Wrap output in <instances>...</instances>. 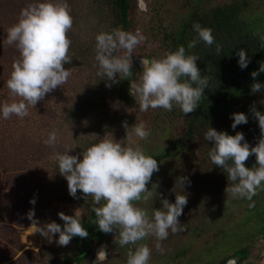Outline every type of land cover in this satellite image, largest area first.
I'll return each instance as SVG.
<instances>
[{"label": "clouds", "instance_id": "clouds-1", "mask_svg": "<svg viewBox=\"0 0 264 264\" xmlns=\"http://www.w3.org/2000/svg\"><path fill=\"white\" fill-rule=\"evenodd\" d=\"M74 24L71 10L66 0H39V2L22 9L17 23L7 30L6 45H15L19 58L13 62L7 88L10 95L20 99L4 102L0 105V114L4 119L13 115L24 118L29 115V108H35L38 102L58 87L65 85L71 76V71L65 67L71 64L69 54L72 44L68 33ZM198 33L187 45L195 48L202 41L207 46L215 43L212 29L202 27L199 23L193 25ZM94 48L96 75L105 80L106 87L128 80L133 76L132 56L137 47L146 37L139 29L135 33L114 29L112 32H100L96 35ZM264 40V37H261ZM122 51L120 55L114 53ZM222 47L216 46V54L220 55ZM236 55L241 69L248 67L250 57L245 49L240 48ZM200 58L196 55H186L183 45L175 51L167 52L162 58H142L143 70L138 81L130 82L129 93L138 105V111L146 113L149 109L172 111L176 106L187 116L198 107L204 99L205 89L209 88L208 75L202 76L197 66ZM264 73V61L259 62V68L251 72L253 83L250 94L260 93L264 84L257 77ZM119 75V80L117 79ZM111 83H108V82ZM137 109H128L129 112ZM252 117L258 123L260 137L255 146L245 139L243 132L229 135L225 131H217L208 127L204 140L213 142L208 153L211 162L227 173V195L233 199H247L254 207L253 197L258 190H264V112L257 110L255 103L250 107ZM231 128L247 124L245 113L231 114ZM128 143L122 144L112 138H105L88 147L82 154L70 155L71 147L63 152H56L58 172L67 181L68 193L77 199L78 190L86 201L92 197V211L95 213V225L104 234L114 233L115 241L121 247L137 245L149 237L156 240L155 248L164 254L162 241L169 237V230L176 234L184 230L178 219L187 205V195H175V202L163 199L162 207L155 209L151 216L137 202H147L154 195L153 190L159 187L152 184L154 173L159 171L157 159L145 154L138 141H146L151 135L144 122L131 126L123 122ZM58 130H52L45 140L49 147H55ZM82 155V159L79 157ZM255 156V165L246 167V162ZM182 185L190 180L187 177H177L176 183ZM229 182H231L229 186ZM35 199L30 200L35 204ZM103 202V203H102ZM99 205V206H96ZM63 227L55 221L39 225L35 219L34 210L27 213V218L36 226V232L46 238L49 243L58 234L55 243L67 246L74 237L87 239L89 232L83 227L81 216L76 211L74 216L58 213ZM152 250L147 244H139L135 250L127 253L126 264H149ZM108 252L102 247L96 254L94 264H104Z\"/></svg>", "mask_w": 264, "mask_h": 264}, {"label": "trees", "instance_id": "trees-1", "mask_svg": "<svg viewBox=\"0 0 264 264\" xmlns=\"http://www.w3.org/2000/svg\"><path fill=\"white\" fill-rule=\"evenodd\" d=\"M37 2L39 0H0V53H8L15 60L19 58L15 45L9 46L4 43L7 30L17 23L22 9ZM131 2L132 0H66L74 24L68 33L72 41L69 52L72 62L65 67L70 71L88 70L87 77L76 95H67L66 103L72 102L67 109V115L69 117L74 115L86 121L80 126L84 134L80 136V139H76V142L74 140L73 147L77 153L72 155L82 154L88 147L98 143L112 126L114 115L106 103L112 90L111 87H106L105 80L96 75L98 68L94 60L95 37L100 32L110 33L114 29L122 31L126 29L130 22ZM254 6L256 5L253 0H228L223 6L201 11L192 10L185 22L181 24V31L176 30L174 36L171 34L172 40L168 43L169 51H175L183 45L186 55H196L200 58L197 66L202 76L208 75L209 80V88L205 89L204 99L202 98L199 102V107L186 116L188 127L186 136L189 138H196V135H200V131L206 132L208 127L225 131L229 135L243 132L251 146H255L260 137L258 123L253 119L250 107L255 103L257 110L264 112V90L250 94V85L253 83L251 72L258 70L259 62L264 61V40L261 39L264 37V15L255 17ZM196 23L212 29L215 38L213 45L207 46L200 41L195 48H187L188 43L198 37V33L193 29ZM217 45L222 47L220 55L216 54ZM240 48L245 49L250 57V63L245 69H241L238 65L239 57L236 52ZM257 81L264 84V73L257 77ZM174 108L180 111L178 107L174 106ZM55 113L52 110L51 117L55 116ZM233 113H245L248 116V123L238 125L233 130L231 128L233 121L230 118ZM181 115L184 114L181 112ZM209 144L211 148L213 142L210 141ZM184 145L181 140V147ZM79 158L82 159V155ZM255 163L253 155L246 162V167H252ZM0 164H3L2 160ZM217 168L227 175L223 169ZM10 173L14 184L19 186L25 181L26 185H29L30 181L23 179L18 170H11ZM59 178L62 184L55 188L52 197L78 205L84 214L81 218L82 225L89 232V236L87 239L74 237L70 242L71 252L74 254H65L60 261L55 254L50 258L49 264H80L79 261L91 250L94 240L98 239L101 233L94 223L96 217L92 211L94 206L92 197L89 196L85 201L83 194L78 190L79 198L74 199L68 193L66 179L61 175ZM32 197L36 201L35 204H31L28 200L19 211L20 220L23 223L29 221L27 213L30 210H34L35 216L43 215L47 205L43 198ZM247 201V199H232V206H238L241 209L235 217L239 218L241 214L243 217L241 225L243 235L239 238L242 242L234 250L214 254L208 250H194L190 253L185 248L181 251V264H221L237 252L242 254L241 261L257 251L254 242L264 238V190L253 197L254 207H249L252 202ZM55 222L63 227L64 222L60 218H57ZM85 249L86 253H84ZM246 264H251V261L248 260Z\"/></svg>", "mask_w": 264, "mask_h": 264}, {"label": "rangeland", "instance_id": "rangeland-1", "mask_svg": "<svg viewBox=\"0 0 264 264\" xmlns=\"http://www.w3.org/2000/svg\"><path fill=\"white\" fill-rule=\"evenodd\" d=\"M144 1L145 8H152V11L148 16L144 17L135 11L136 27L139 29L143 28V25L151 20L149 16L156 12V7L159 8V16L163 14L169 20L175 14V9L179 4L178 0H166V2L164 0ZM160 5L162 6L159 7ZM150 44L151 42H148L147 46ZM120 54H122V51L115 53V55ZM14 61L15 59L10 54L0 53V105L4 102L11 103L20 99L10 95L6 83L13 70ZM71 73L65 85L47 94L45 99L38 102L35 108L30 107L28 116L20 118L13 115L10 119H4L2 114H0V160L3 161V164H0V264H49L50 258L54 257L55 254L60 261L63 255L71 252L70 243L66 247L58 246L55 243V240L58 239V234L53 238V242L49 243L46 238L36 232V226L32 225L30 220L27 223H23L19 216L22 205L26 201L34 199L32 196L43 198L45 203H47L43 215L34 217L38 220L40 226L55 221L59 218L58 213L60 212L74 216L77 211L81 218L84 215L76 203L64 202L52 197L55 188L62 184L59 178L60 174L55 154L56 152H63L66 147L72 148L69 152L70 155L77 153L74 150L73 143L74 140L76 142V139H80V136L84 134L80 126L86 122L74 115L71 117L67 115V109L72 105V102L67 104L66 101L68 100L67 95H76V92L82 86L81 84L84 83L85 77H87L88 70L74 69L71 70ZM117 79L119 80L118 74ZM121 83L112 84L110 88L112 92L106 103L114 117L110 130L104 133L100 140L110 139L113 136L115 141H121L122 144L126 145L128 141L123 122L127 121L129 126L144 122L148 128L153 109H149L146 113L139 112L134 98L130 95L127 87ZM133 108L137 110L128 111V109ZM52 110L56 112V115L51 117L52 114L50 113ZM124 115H126V118ZM176 124L173 123L177 127ZM156 127L153 126L155 131V134L152 135L153 137H148L146 141H138L144 151L156 152L158 151L156 148H160L159 145H162L161 142H166L164 132ZM174 128L172 127L171 129L176 132L177 128ZM54 129L58 130V138L55 147H49L45 144V140ZM196 155L195 153L186 154L181 156V158H177V161L170 158L168 163H165L164 160L161 161L158 171L160 174L156 177V181L152 182L159 184L156 189L158 196H166V188L173 189L180 186L178 182L176 183L177 177H187L188 180H192V175H197L199 167L198 162H196ZM172 168L173 170H171ZM11 170H18L23 179L26 178V180L30 181L29 185L27 186L25 181L19 186L14 184L11 178ZM162 173H164L163 176H161ZM148 189L151 190L152 188ZM195 190L196 187H193L192 183L190 185L186 183L183 187L181 185V194L187 195L188 199V203L183 208V214L181 215V225L187 230L192 227L197 230L194 231L192 229L193 232L189 233L194 235L192 238L189 237L188 233L181 237V250H185L187 244L190 245V247L186 248L190 253L201 242L203 243V239L206 236H213L214 228L219 230V226L222 225L225 218L221 217V210L211 216L208 214L211 210H215V202L220 204L221 198L227 196L225 190H220L219 188V191L213 192L210 199L209 195L205 199H201L197 197ZM261 192L262 190H258V194ZM206 199L208 201H205ZM214 200V205L212 204L211 207L210 203ZM218 207H216L217 210ZM238 210H240V207ZM242 218L241 214L239 218L238 216L234 217L231 225L227 222L228 234L217 238L221 245L217 246L216 250H234L242 242L239 239L243 235L241 231ZM169 234L173 236L170 230ZM173 246L171 245L170 248H173ZM254 247L257 251L245 259L247 261L250 260L251 264L257 263L260 252L264 247V238L257 239L254 242ZM89 259L90 256L86 258V264L89 263ZM111 260L110 264L113 263L114 259L111 258Z\"/></svg>", "mask_w": 264, "mask_h": 264}, {"label": "flooded vegetation", "instance_id": "flooded-vegetation-1", "mask_svg": "<svg viewBox=\"0 0 264 264\" xmlns=\"http://www.w3.org/2000/svg\"><path fill=\"white\" fill-rule=\"evenodd\" d=\"M177 1V0H174ZM179 4L177 5V8L175 9V14L167 20L163 14L159 16V8L156 7V12L150 15L149 17L151 20L147 22V24L143 25V28L139 29L136 27V17L135 14L137 11L140 16H148L150 12L152 11V8H145L144 0H132L131 2V11H130V22L126 29L123 31L125 32H132L135 33L137 29L140 30V32L146 37V40L140 44L134 55L132 56V72L133 76L130 78H127L128 80H120L125 87L129 90L130 82L132 80L139 79V76L141 75V72L143 70V66L141 64L142 58L146 59H152V58H162L167 52H169V46L168 43L172 40L170 39L171 36L175 35L176 30L178 32L181 31V24L185 22L186 17L189 15L190 11H201L202 9H210L214 8L216 6H223L225 2H228V0H178ZM166 2V0H164ZM254 2V15L255 17H261L264 15V0H253ZM258 4V5H257ZM160 5L159 7H161ZM154 9V7H153ZM251 17H252V13ZM253 15V17H254ZM172 34V35H171ZM175 40V38H173ZM148 42H151L149 46ZM142 49V50H139ZM151 122L149 124L148 129L151 132V137L153 134H155V131L153 130V126H157L156 128L159 130L161 129L164 132V135L166 137V142H161L162 145H159L160 148H156L158 151L151 152L149 150H145V154L152 156L153 158L157 159L158 164L161 163L162 160H164L165 163H168L170 158L177 161V158H181V156H185L186 154H192L195 153L197 156L196 162H198L199 171L197 172V175H192V180L190 182L192 183V186L196 187V194L198 198L205 199L206 196L209 195L210 197L213 195V192L216 193V191H219L225 188L228 185L227 175L223 172H221L217 166H215L208 155L210 151L209 142L204 140V131H200V135H196V138H189L186 136L187 134V119L186 116L181 115V112L178 111V109H175L173 107L172 111H165L163 109H155L151 111ZM126 118V115H124ZM130 116V115H129ZM181 121V123H180ZM173 123H177V127L173 125ZM179 123V126H178ZM152 125V127H151ZM172 127L177 128L176 132H173L175 130L171 129ZM174 128V129H175ZM200 128V127H198ZM186 136V137H183ZM200 136V137H198ZM153 137V136H152ZM185 138V139H184ZM181 140H183L184 146L181 147ZM173 160V161H174ZM165 165V164H164ZM163 165V166H164ZM173 170V168L171 169ZM177 170V169H176ZM160 173L156 172L152 176L151 182L148 184V188H152V182L156 181V177ZM164 173L161 174L163 176ZM196 174V173H195ZM163 179V178H162ZM231 182H229L230 186ZM166 196H158L155 194L151 199H149L147 202H137V206L144 208L147 210L149 215L151 216L152 212L155 209H159L162 207V200L167 199L170 203L175 202V195L176 193L181 194V185L177 188L168 189L166 188ZM160 191V190H159ZM163 194V193H162ZM161 195V194H160ZM232 197L230 195H227L226 197H222L220 204H217V202L212 201L210 203L211 207L212 204L214 205L215 202V210H211V212L208 214L211 216L212 214H217L221 210V217H225L223 220L222 225L219 226V230L217 228H214V234L210 237H205L203 239V243L201 242L198 247L195 248V251H210L214 252L216 254L217 252H227L224 249L221 251L218 249L216 250L217 246H220L221 244L219 241H217L218 237L225 236L228 234L227 231V222L231 225L235 214L239 213L241 211L238 210V206L233 207L232 206ZM205 201H208L207 199ZM144 203V204H142ZM207 204V203H206ZM208 206V205H207ZM218 207V210L216 207ZM181 223V216L178 218ZM197 231L195 230V227H192L190 230L184 229L183 233H176L170 235L169 237L162 241V247L164 248V254H160L156 248L155 243L156 240L154 237H149L145 240H142L138 242L137 245H127L124 247H121L118 243L115 241L118 239V234L116 238L114 239V233L104 234L100 232V236L98 239L94 240V244L91 247V250L83 256V258L79 261L80 264H86V258L90 256L89 263L88 264H94L95 256L97 254V250L99 251L102 247L108 252V259L104 262V264H110L112 260L114 259L112 264H126L127 260V253L129 250H135L139 244H147L149 248L152 250L151 259L149 261V264H181V237L184 236L186 233H190ZM222 231H225L222 233ZM194 235H190L189 237L192 238ZM178 241L177 243H175ZM171 245H174L173 248H170ZM190 245L185 246V248H188ZM229 251V250H228ZM231 251V250H230ZM86 249L84 253H86ZM240 254V256L237 258L234 264H242L245 259H241V252H237ZM237 253L230 255L228 258L236 255ZM70 255H73L74 252L68 253ZM227 258V259H228ZM226 259V260H227ZM225 260V261H226ZM224 261V262H225ZM223 262V263H224ZM247 260L243 264H246ZM222 264V263H221Z\"/></svg>", "mask_w": 264, "mask_h": 264}, {"label": "water", "instance_id": "water-1", "mask_svg": "<svg viewBox=\"0 0 264 264\" xmlns=\"http://www.w3.org/2000/svg\"><path fill=\"white\" fill-rule=\"evenodd\" d=\"M98 252V250H97ZM240 256L239 253H237L236 255L228 258L224 263L222 264H234L235 261L237 260V258ZM94 260L96 261V256L94 258ZM256 264H264V247L262 248L260 255L258 257L257 263Z\"/></svg>", "mask_w": 264, "mask_h": 264}]
</instances>
